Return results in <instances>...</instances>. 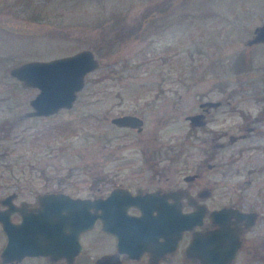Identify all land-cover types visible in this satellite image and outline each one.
I'll return each instance as SVG.
<instances>
[{"label": "rangeland", "instance_id": "obj_1", "mask_svg": "<svg viewBox=\"0 0 264 264\" xmlns=\"http://www.w3.org/2000/svg\"><path fill=\"white\" fill-rule=\"evenodd\" d=\"M263 22L264 0H0V124L14 122L7 133L0 129V194L23 184L89 195L93 177L139 171L170 144L185 141L196 155L201 137L187 139L185 116L200 109L203 93L223 99L212 125L236 128L242 113L264 114V42L246 44ZM117 37L111 49L106 41ZM82 48L100 63L73 105L21 116L38 88L21 85L10 67ZM243 53L248 69L231 70ZM123 112L143 116L142 131L110 121ZM262 156L253 153L255 161ZM125 163L131 168H120ZM4 241L0 229V251ZM85 245L97 254L104 244ZM7 264L48 262L39 256Z\"/></svg>", "mask_w": 264, "mask_h": 264}, {"label": "flooded vegetation", "instance_id": "obj_2", "mask_svg": "<svg viewBox=\"0 0 264 264\" xmlns=\"http://www.w3.org/2000/svg\"><path fill=\"white\" fill-rule=\"evenodd\" d=\"M203 94L200 109L185 116L187 139L201 137L196 155L185 141L170 144L165 156L147 161L148 166L139 171L117 178L93 177L89 195L74 194L61 186L34 190L16 184L0 194V211L19 223L24 214L36 211L42 193L98 198L96 208L91 207L96 216L93 224L79 233L82 249L73 264H94L110 253L117 260L108 264H202L206 260L253 264L264 260V114L242 113L245 121L236 128L215 126L210 124L215 120L213 111H218L223 99ZM194 113L202 115L201 123L191 124L187 116ZM259 151L263 158L255 161L253 153ZM125 164L120 168H131ZM243 172L247 176H240ZM104 221L109 229L103 227ZM0 229L6 241L1 221ZM87 242L95 248L104 245L100 253L88 254L84 252ZM39 256L48 264L67 263L64 258L51 263L45 255L23 259Z\"/></svg>", "mask_w": 264, "mask_h": 264}, {"label": "water", "instance_id": "obj_3", "mask_svg": "<svg viewBox=\"0 0 264 264\" xmlns=\"http://www.w3.org/2000/svg\"><path fill=\"white\" fill-rule=\"evenodd\" d=\"M259 42H264V22L256 26L246 40L248 45ZM99 63L94 50L82 48L73 53L46 59H29L11 66L9 74L17 78L21 85L38 88L29 99L31 108L21 116L48 115L61 108H70L79 90L83 88L87 74L97 68ZM201 116L200 113H194L187 117L194 124L202 122ZM110 120L119 126H131L138 130L143 128L144 123L141 116L130 112L113 115ZM98 200L72 197L64 192L42 193L38 196L39 206L36 211L28 216L24 214L19 223L11 222L8 214L0 211V221L6 235L0 251V263L18 262L29 255H45L51 263L64 258L68 264H73L75 255L82 249L79 233L93 224L96 216L91 207L96 208ZM107 225L104 221L105 229H109ZM116 260L115 254H104L94 264H108ZM230 262L210 263L206 260L202 264Z\"/></svg>", "mask_w": 264, "mask_h": 264}, {"label": "trees", "instance_id": "obj_4", "mask_svg": "<svg viewBox=\"0 0 264 264\" xmlns=\"http://www.w3.org/2000/svg\"><path fill=\"white\" fill-rule=\"evenodd\" d=\"M134 35H135V33H134ZM120 37H117L114 39L109 38L108 41H106L107 45L112 49L115 41H118V38H120ZM250 60H251V58H249V56H247V54H245V53L238 54V56H235L234 58H232L228 67L235 72H239V71L248 69V67L250 65ZM185 85H188V84H185ZM7 124H9V126ZM13 124H14L13 121H6L5 123L0 124V129L2 131L4 130V133H7L11 129Z\"/></svg>", "mask_w": 264, "mask_h": 264}]
</instances>
